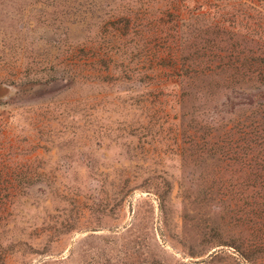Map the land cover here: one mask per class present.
I'll use <instances>...</instances> for the list:
<instances>
[{"label":"rangeland","instance_id":"374dc122","mask_svg":"<svg viewBox=\"0 0 264 264\" xmlns=\"http://www.w3.org/2000/svg\"><path fill=\"white\" fill-rule=\"evenodd\" d=\"M167 1L0 0V264H264L261 103L182 84Z\"/></svg>","mask_w":264,"mask_h":264},{"label":"trees","instance_id":"16d2710c","mask_svg":"<svg viewBox=\"0 0 264 264\" xmlns=\"http://www.w3.org/2000/svg\"><path fill=\"white\" fill-rule=\"evenodd\" d=\"M166 3L167 9L161 13L171 17L172 25H176L172 50L180 54L179 78L185 87L206 83L204 77L213 80L217 76L220 82L216 86L209 82L207 87L237 88L251 83L248 96L252 107L261 103V119L246 122L239 135L247 152L244 156L264 170V0H169ZM22 175L17 173L15 177L21 179ZM4 176L2 173L1 178ZM17 189L14 183H0V225L1 214L11 204Z\"/></svg>","mask_w":264,"mask_h":264}]
</instances>
